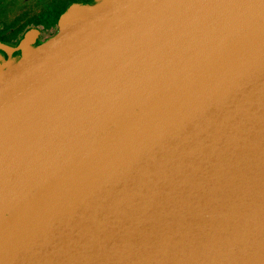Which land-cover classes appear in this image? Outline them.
<instances>
[{"label":"water","instance_id":"obj_1","mask_svg":"<svg viewBox=\"0 0 264 264\" xmlns=\"http://www.w3.org/2000/svg\"><path fill=\"white\" fill-rule=\"evenodd\" d=\"M0 264H264V0L0 40Z\"/></svg>","mask_w":264,"mask_h":264},{"label":"flooded vegetation","instance_id":"obj_2","mask_svg":"<svg viewBox=\"0 0 264 264\" xmlns=\"http://www.w3.org/2000/svg\"><path fill=\"white\" fill-rule=\"evenodd\" d=\"M91 0H0V40L17 44L28 32L40 41L53 36L73 4Z\"/></svg>","mask_w":264,"mask_h":264}]
</instances>
